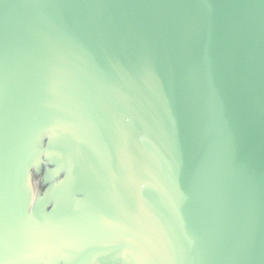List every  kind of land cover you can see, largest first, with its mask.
<instances>
[{
	"label": "water",
	"instance_id": "water-1",
	"mask_svg": "<svg viewBox=\"0 0 264 264\" xmlns=\"http://www.w3.org/2000/svg\"><path fill=\"white\" fill-rule=\"evenodd\" d=\"M0 264H264V0H0Z\"/></svg>",
	"mask_w": 264,
	"mask_h": 264
}]
</instances>
